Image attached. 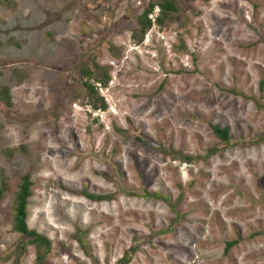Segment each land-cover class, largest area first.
I'll return each mask as SVG.
<instances>
[{"label":"rangeland","instance_id":"1","mask_svg":"<svg viewBox=\"0 0 264 264\" xmlns=\"http://www.w3.org/2000/svg\"><path fill=\"white\" fill-rule=\"evenodd\" d=\"M161 1L0 0V264L22 174L45 264H264V0Z\"/></svg>","mask_w":264,"mask_h":264},{"label":"trees","instance_id":"2","mask_svg":"<svg viewBox=\"0 0 264 264\" xmlns=\"http://www.w3.org/2000/svg\"><path fill=\"white\" fill-rule=\"evenodd\" d=\"M156 5L157 12L153 22L159 23L160 20L164 17H166V12L173 11L174 5L171 0H163L158 3H153ZM152 3L147 4L139 13L138 15V30L140 31V35H143V32L149 27V25L152 23L147 17L146 13L150 10ZM134 37V36H133ZM81 75H83L86 79H88L90 76L88 70H82ZM94 77V76H93ZM96 82L98 83H104L105 79H101V77H94ZM83 86L87 91V95L92 99H90V106L92 108H104L105 104L102 101V99L96 94L95 90L93 89L92 85L88 83L87 81H83ZM0 101H2L5 105L9 104V96H8V90L5 86L0 85ZM97 106V107H96ZM209 128H211L212 132L215 134V136L222 142L225 143L226 140H228V129L227 127H219L217 125H210ZM224 145V144H222ZM220 148H223L219 145ZM219 148V149H220ZM182 161L189 162L191 161V158L189 157H180ZM183 162V163H185ZM0 195L2 191V182L0 184ZM29 182L27 180V177L25 174H22V176L19 178V183L17 185V191L14 196V202H13V227L12 230L17 233L20 236V240L15 244L14 247V257L12 260V264H19L20 258L22 256L23 250H24V244H30L33 245L35 250L34 255V264H45L43 262V254L47 252L49 248V244L47 239L36 233L35 231L28 229L25 223V202L26 197L29 195ZM109 198L112 200L116 197V195L109 194ZM87 196V195H86ZM93 196V195H92ZM91 196V197H92ZM98 198H106V196H93ZM108 197V196H107ZM234 241H226L224 244V249L226 250L229 248ZM43 248V250H41ZM125 264L126 263V255L121 256L119 258V261L117 264Z\"/></svg>","mask_w":264,"mask_h":264},{"label":"built area","instance_id":"3","mask_svg":"<svg viewBox=\"0 0 264 264\" xmlns=\"http://www.w3.org/2000/svg\"><path fill=\"white\" fill-rule=\"evenodd\" d=\"M156 13H157V7L152 5L151 8H150V10L147 11V13H146V17H147L151 22H153Z\"/></svg>","mask_w":264,"mask_h":264}]
</instances>
